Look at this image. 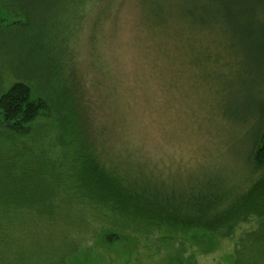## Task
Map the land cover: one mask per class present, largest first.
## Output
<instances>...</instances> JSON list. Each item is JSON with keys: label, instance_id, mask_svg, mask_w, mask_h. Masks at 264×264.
Masks as SVG:
<instances>
[{"label": "rangeland", "instance_id": "1", "mask_svg": "<svg viewBox=\"0 0 264 264\" xmlns=\"http://www.w3.org/2000/svg\"><path fill=\"white\" fill-rule=\"evenodd\" d=\"M14 83L46 109L25 131L0 113V264H232L249 243L264 264L256 210L223 236L90 185L93 169L264 183L243 162L251 118L229 120L264 103V0H0V97Z\"/></svg>", "mask_w": 264, "mask_h": 264}, {"label": "trees", "instance_id": "2", "mask_svg": "<svg viewBox=\"0 0 264 264\" xmlns=\"http://www.w3.org/2000/svg\"><path fill=\"white\" fill-rule=\"evenodd\" d=\"M229 61V60H226ZM221 62V61H219ZM225 62V61H222ZM230 62V61H229ZM233 69L229 72L236 73V69H239V65L231 63ZM239 64V63H238ZM241 64V63H240ZM232 74H227L231 76ZM207 77V73L205 74ZM204 76V77H205ZM224 78V77H223ZM218 89L220 106L226 99L225 82L226 78ZM225 93V97L220 96V91ZM219 106V107H220ZM222 108V107H220ZM45 103L41 99L34 100L31 97V91L29 87L21 84L14 83L11 88L0 97V113L2 120L10 126L14 131H25L28 125L36 121L37 117L45 110ZM224 115L228 118L227 109H221ZM242 114L233 112L235 119L229 118L233 123L238 125L248 123L251 124L252 129V141L250 143L248 158L243 160L245 163L252 162L254 169L259 170L264 168V103L262 106H255L254 110L245 105L243 107ZM252 116V117H251ZM252 120V122H251ZM233 128L234 125H231ZM239 130V129H237ZM242 130V129H240ZM244 130V129H243ZM246 164V165H247ZM93 174L91 177V187L97 188V183H100L104 188L109 189L114 195H121L126 204L133 203L136 206L147 208L158 213H168L182 217L191 225L202 230H213L216 233H220L223 236H229L233 234L234 228L239 222H246L248 217L258 212L260 215H264V191L262 184L254 183L247 191L240 195H234L236 188L227 187L226 190L219 189L217 186L220 183V174L208 173L198 175L197 178H193V182L189 181L178 183L162 177H148L142 173L137 175H131L124 173L118 177L110 176V174L104 175L103 173H97L96 169L91 170ZM222 172V170L220 171ZM223 173V172H222ZM111 178L109 181L106 180ZM262 178L260 182L263 180ZM103 181H108L109 186L106 187ZM181 185V186H180ZM93 189V188H92ZM98 189V188H97ZM99 190V189H98ZM256 200H260V205H256ZM39 205V206H38ZM50 205L42 206L41 203H32L27 205V209L30 211L40 212L41 210L47 212L44 209H49ZM2 206H0L1 208ZM256 210V212H255ZM204 220V221H203ZM203 222V223H202ZM256 237L259 234H248V241L252 240L254 243ZM247 238L245 241H247ZM246 243V242H245ZM242 244V245H245ZM246 248V246L244 247ZM252 246L249 243L247 246L246 259L236 258L232 264H258L255 263V257H253L251 250ZM240 253V252H236ZM243 254V252L241 253ZM232 260L231 256H226ZM243 260V261H241Z\"/></svg>", "mask_w": 264, "mask_h": 264}]
</instances>
